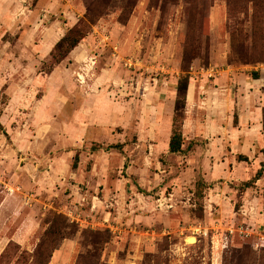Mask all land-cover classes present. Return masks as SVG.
Here are the masks:
<instances>
[{
    "label": "rangeland",
    "instance_id": "obj_1",
    "mask_svg": "<svg viewBox=\"0 0 264 264\" xmlns=\"http://www.w3.org/2000/svg\"><path fill=\"white\" fill-rule=\"evenodd\" d=\"M0 113V264H264V2L0 0Z\"/></svg>",
    "mask_w": 264,
    "mask_h": 264
},
{
    "label": "trees",
    "instance_id": "obj_2",
    "mask_svg": "<svg viewBox=\"0 0 264 264\" xmlns=\"http://www.w3.org/2000/svg\"><path fill=\"white\" fill-rule=\"evenodd\" d=\"M228 1H229V8L232 12L235 11L238 4H245L247 2V0H228ZM248 2H252L254 4L255 10H257L258 12L261 3H263L264 0H248ZM239 8H241L242 11H244L243 9H245L244 6H239ZM84 35L85 32H83V30L80 29L79 26H76L68 30L66 35L56 44L55 54L53 55L55 61L57 63L62 61L80 43ZM256 75H258V73ZM187 93H188V78L185 76L181 78L178 84V96L176 100L175 113H174V129L169 142V150L173 153L183 151L184 138L180 126L184 119V108L186 104ZM0 117H1V113H0ZM263 128H264V119H263ZM0 129H2L1 122H0ZM262 153L264 156V147L262 149ZM239 158L241 160H248V157L245 155H240ZM263 173H264V160L262 161V166L257 171L254 178L251 181L246 182V186L254 184L258 179L261 178ZM203 183L204 182L200 183L199 185L201 186L203 185ZM197 189H198L197 194L201 196L203 188H197ZM51 226L54 227V233H61L62 228H65L67 226V224H65L64 216L56 214V217L52 221ZM62 233L64 236L67 232L63 231ZM40 257L41 255L37 257L36 260L37 264H48L49 257L46 260L45 259L43 260Z\"/></svg>",
    "mask_w": 264,
    "mask_h": 264
},
{
    "label": "crops",
    "instance_id": "obj_3",
    "mask_svg": "<svg viewBox=\"0 0 264 264\" xmlns=\"http://www.w3.org/2000/svg\"><path fill=\"white\" fill-rule=\"evenodd\" d=\"M231 78L234 80V79L236 78V76L234 75V76L231 77ZM257 114H258V112H257ZM243 155H244V154H243ZM245 156H247V155H245ZM247 157L249 158V156H247ZM76 189H77V188H74L75 191H76ZM91 189H94V190H95V193H97L98 195H100L99 192H98V190H101V189H105V191L107 192V194H109L110 191L113 192V190H114L113 188H91ZM75 191H74V192H75ZM89 192H90V191H89ZM112 192H111V193H112ZM75 193H76V192H75ZM91 193H92V194H95V193H93L92 191H91ZM224 196H225V195H224ZM99 198H100V199H99V200H100V203H99V202L96 203V201H95V207L98 206V208L101 209V208H100V207H101V204L104 203V202H106V203L108 204V200H107L106 196H104V195L101 196V197H99ZM102 198H103V200H105V201H103Z\"/></svg>",
    "mask_w": 264,
    "mask_h": 264
},
{
    "label": "bare ground",
    "instance_id": "obj_4",
    "mask_svg": "<svg viewBox=\"0 0 264 264\" xmlns=\"http://www.w3.org/2000/svg\"><path fill=\"white\" fill-rule=\"evenodd\" d=\"M187 240L190 242V243H193L195 241V237L194 236H189L187 237Z\"/></svg>",
    "mask_w": 264,
    "mask_h": 264
},
{
    "label": "built area",
    "instance_id": "obj_5",
    "mask_svg": "<svg viewBox=\"0 0 264 264\" xmlns=\"http://www.w3.org/2000/svg\"><path fill=\"white\" fill-rule=\"evenodd\" d=\"M213 71H214V68H211V76L214 74L213 73ZM219 73V71L217 70V74ZM74 219H77L78 220V218H75V217H73ZM262 240H263V242H264V236L261 238Z\"/></svg>",
    "mask_w": 264,
    "mask_h": 264
}]
</instances>
